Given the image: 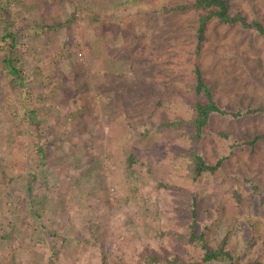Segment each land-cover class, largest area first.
Wrapping results in <instances>:
<instances>
[{
    "label": "rangeland",
    "instance_id": "rangeland-1",
    "mask_svg": "<svg viewBox=\"0 0 264 264\" xmlns=\"http://www.w3.org/2000/svg\"><path fill=\"white\" fill-rule=\"evenodd\" d=\"M230 1L233 3L231 10L240 9L249 18L261 14L260 19H264V0ZM252 1H255L256 13L250 8ZM192 2L193 0H124L121 4L119 0H0V35L4 26L17 32L23 43L22 54L21 48L18 49L21 58H35L40 52L36 64L44 79L31 95L30 106L40 108L33 115L34 126H28L27 129L26 124H22L18 127L21 132L15 135V143L9 148V167L14 172L25 173V168L38 159L37 150L32 144L47 137L59 139L53 142V156H70L69 160H50L47 163L53 167L54 176L63 179V183L59 184L61 192L46 187L39 178L41 174L34 181L32 195L50 198L40 218L47 222L48 227L42 230L32 223L34 218L27 215L28 211L22 210L20 206L18 211L9 209L11 205L5 206L8 175L2 171L1 224H14L17 235L12 241H3L0 237V264L12 260L11 253L16 242L23 245L18 251L22 253L23 259L30 242L38 240L41 243L43 239L48 245L47 253L56 252L53 264H84L87 261L82 254L85 248L79 249L69 240L63 241L61 236L68 239L72 237L68 232L62 233L63 235L60 233L68 225V221L77 219V212L84 213L90 208L99 210V223L102 222L106 227L100 240L104 243L103 246L98 243L94 245L104 250L107 264H181L183 260L200 258L199 249L179 236L189 232L191 199L185 189L191 188L192 183L184 176L185 168L182 166L168 174L162 169V163L165 162L162 157L167 155L171 147L168 143H172L174 147L186 145L188 137L183 134L191 127L183 124L178 128L159 129V124L168 119L192 117L193 102L197 99L205 100L192 87L195 83L196 66L205 67L204 79H209L214 97L227 109L264 105V37L257 35L252 47L248 49L243 45L245 41L239 44L235 29L227 31L226 28L215 25L217 20L211 19L206 22L208 24L204 38L198 44L197 29L203 11L186 8L166 12L165 9L175 4L187 5ZM91 4L99 6L95 10L86 11V6ZM110 4L112 9L108 8ZM42 20L61 23L58 34L54 31L50 38L52 41L55 38L60 39L59 42L69 43V56L64 55L66 51L61 47L54 48L53 45L54 52H43L44 48L47 50L44 41L36 39L31 42L34 35L42 34L40 28L35 27ZM87 30L88 33H94L93 47L89 46ZM8 48L0 38V60L6 55ZM123 57L125 62L122 63ZM79 66L86 74L89 88L83 89L78 95H72L75 83L81 80L78 78L75 81L72 70L79 69ZM23 73H27L26 70ZM31 79H28L29 86L32 85ZM0 90L4 98L3 103H0L1 111L3 106H11L14 95L9 93L5 79L0 80ZM49 90L53 95H57L59 91L61 99L53 104L46 100L38 105L35 94ZM14 102L16 113L21 114V108L27 105V100ZM14 114L12 108L10 115ZM252 114L236 118L213 115L197 143L210 162H215L224 155L228 156L221 169L214 174L220 184L240 183L244 186L239 174H246L250 170L253 172V179L261 186L264 185V139L258 141L253 153L244 144L231 146L235 143L231 139L235 137L237 142L241 139L244 141L242 129L246 130V136H251L254 132L264 133V111ZM83 126L92 128L93 134L83 135L79 130ZM142 126L149 128V131L139 137L135 132ZM221 129L232 132L229 140L225 141L217 135V131ZM129 130H132V134L127 133ZM85 141L89 151L86 155L83 153L85 150L81 151ZM126 149L132 150L137 160L149 158L153 171L163 175L164 181L173 187H157L154 178L147 177V181L133 193V199L125 205L126 209L137 212V215L130 222L121 216L123 229L117 234L112 218L116 215V210L113 209L118 204L112 184L116 175L124 184L122 165L126 160ZM76 160L83 164L77 170L72 167ZM94 160L97 162L96 168L90 163ZM96 169L98 174L105 172V176L98 179L101 180L98 185ZM141 170L145 172V166ZM75 178L78 179L75 181ZM211 180L210 176L204 174L195 183L199 196V222L195 225L196 230H200L204 219H212V227L205 230L208 243L215 244L223 232L232 227L229 246L252 250L259 244L256 241L258 235H264V202L260 201L262 196L260 195L258 207L253 211L248 206L235 208L232 199L225 196L215 213L212 198L215 190L211 189ZM73 187L78 188V197L72 196ZM106 197L113 205L109 209L105 205ZM31 199L25 197L26 207L29 209L36 204ZM56 209L65 215V218L60 219L64 224L51 229L59 219L52 217L49 212ZM34 210L40 211V208ZM24 213L27 216L24 223H21L18 218ZM55 230L57 237H51ZM248 239H254L249 246L246 242ZM262 240L264 242L263 238ZM79 243L84 244L83 240ZM40 245L42 244H35L33 248ZM262 254L264 257V251ZM151 256L169 258L173 263L149 262L148 258ZM245 261L242 259V263ZM93 264H101L100 259H96Z\"/></svg>",
    "mask_w": 264,
    "mask_h": 264
},
{
    "label": "trees",
    "instance_id": "trees-1",
    "mask_svg": "<svg viewBox=\"0 0 264 264\" xmlns=\"http://www.w3.org/2000/svg\"><path fill=\"white\" fill-rule=\"evenodd\" d=\"M121 1L124 0H119ZM255 1L250 2V8L253 10L254 13L257 12V8L254 5ZM122 4V3H121ZM232 2L230 0H193L192 3L186 4H175L169 6L166 9V12H174L176 10H185L186 8H195L200 9L203 11V16L201 17V23L197 29V37H198V44L203 40L204 33L206 30V26L208 23L207 21L213 19V21L217 20L215 25L219 27H224L227 31H232V29L236 30V38L239 40V44L244 43L248 49H250L255 41L257 35H261L264 37V19H260L262 17L261 14L259 16H252L248 17L245 13H243L240 9L231 10ZM99 5L94 6L88 5L86 6V11H90L91 9L95 10ZM108 6V8H113ZM107 8V7H106ZM115 8V7H114ZM119 8V7H118ZM155 9V8H154ZM60 22H47L46 20H42L40 25H35V27L40 28L42 34H36L31 38V42L35 41L36 39L42 40L47 44L46 48L43 49V52H54L52 49L53 45L54 48H62L63 51H66V54L69 56V50L67 46L69 43L59 42L60 39L50 38L54 35V31L58 34L60 31ZM3 29V28H2ZM89 46L93 47V40H94V33L86 32ZM0 38L3 40L5 45H7L8 51L3 59L0 60V80L5 79L8 84L9 93L13 96L14 99L12 101L11 106L8 105L7 107L3 106L0 111V180L2 178V171H4L7 177V194L5 197V206L11 205L9 209L13 211H18V207L20 206L22 210H25L28 214L31 215L34 220L32 223H35L37 229H44L47 228V222L41 221L42 214L44 213L45 205L48 204L50 201L48 197L43 196H33L34 190V181L37 179V176L40 174L42 175L40 180L46 187L54 188L57 192H61L59 187L60 183H63V179L54 176L53 167L48 166L50 160L52 161H59L63 159L69 160V155L65 158L61 156H53L52 155V148L53 142L58 141L59 139H55L53 137H47L44 139H40L34 142L32 145L36 148L38 153V159H35L32 164H29L25 168V173H21V171H12L10 169V154L9 148L15 143V135L21 130L18 127L22 124H26V128L29 129L28 126H34L33 115L37 113V110L40 108L31 107V95H33V90L38 87L41 83H43L44 79L41 76V70L39 66H37L36 62L38 61L39 54H36L35 58L32 56H28L26 59L21 58V55L18 54L19 47L21 48L22 54V45L23 43L20 42L18 38L17 32L8 30L7 27L4 26L3 33L0 35ZM98 38V37H97ZM64 38H62L63 40ZM78 43V42H77ZM234 43V42H232ZM237 43V42H236ZM13 54V55H12ZM53 54V53H52ZM17 55V56H16ZM125 57L122 58V63ZM23 60V62H21ZM125 62V61H124ZM215 62V60H214ZM18 63H20L18 65ZM212 67V64L210 65ZM205 67H195V83L193 89L197 95L200 97L203 96L205 100L197 99L192 104V109L194 114L192 117L184 119L174 118L168 119L166 121L160 122V128L166 127H173L178 128L183 124H188L191 128L187 130L183 135L188 137V143L184 146L175 145L172 146V143H168L170 145V149L167 151V155L163 156L162 169L164 173H169V171H175L176 168H180L181 166L185 168L184 176L186 179L192 183L191 188H186L185 191L190 194V218H189V232L187 235L180 234V237H183L187 240V242L191 243L195 246V248L199 249L201 252L200 258L198 260H187L181 261V264H200L201 262H207L209 264H264V257L262 256V252L264 248V235L259 234L257 240L259 242L252 250H248L247 248L243 247L241 249L231 248L229 246V239L232 227H228L224 232L220 240L218 239L215 244L208 243L205 239V230L210 229L212 227V219H204L201 223L200 230H196L195 225L199 222L198 214H197V207H198V191L196 189L195 183L200 180V178L206 174L212 178L211 180V189L215 190L212 198L215 203L216 212L219 210L221 206V202H223L225 196H229L233 201V206L237 209H241L243 206H248L251 211H253L256 207H258V199H260V195L262 196L260 201L264 202V185L261 186L256 179H253V172L248 170L246 174H239V179L243 183L244 186L240 185V183H223L220 184L218 178H215V173L218 169H221V166L224 160H227V155H224L218 158L215 162H210L207 160L204 152L201 148L198 147V141L203 136L205 128L208 126L211 118L215 114H220L227 117H240L244 114H252V113H262L264 111V105H260L258 107H251L245 106L244 109L237 108L236 110L227 109L225 106L219 104L216 98L213 95L212 86L209 79L205 80L203 76V72ZM26 70L27 73H23ZM74 73L75 81L81 79L79 82L75 83V88L72 91V95H78L82 92L83 89L89 88V83L86 80V74L83 72L81 66L79 69L72 70ZM32 78V85L29 86L28 79ZM79 78V79H78ZM61 93L57 95H53L49 91L45 92H38L35 94L36 99L38 100L37 104L40 105L42 102L48 100L51 104L56 103L61 98ZM27 100V105L21 108V114L16 113V104L15 100ZM4 98L1 95L0 90V103H3ZM4 105V104H1ZM15 111L13 116L10 115V111ZM254 115V114H252ZM95 127V126H94ZM97 128V127H95ZM83 132V135L89 136L92 133V128H80ZM242 134L244 141L241 139L240 142H237V137L233 140L235 143L231 146H239L244 144L247 146L249 152L253 153L254 149H256V144L261 139H264V133L262 132H254L251 136H246V130L242 129ZM149 131V128L145 126L137 128V135L139 137L144 136ZM127 133L132 134V130H129ZM37 134V132H36ZM82 134V133H80ZM93 134V133H92ZM217 135L226 140H229L232 136V132L229 130L221 129L217 131ZM36 145V146H35ZM75 146V145H74ZM59 148L61 144L59 143ZM85 150V151H83ZM126 160L124 161L123 166V182H120V179L116 175L113 180V189L115 194V199L117 200V204L115 205L113 210H116V215L113 216V227L117 234L121 233V229H123V222L121 220V216L124 218L125 221L130 222L133 220L134 215H137L135 211H129L126 209V203L133 199V193L140 188V186L147 181V177L151 176L154 178L157 187H173L172 184L167 183L163 179V175H159L156 173V170L153 171V167L149 162V158L147 159H140L137 160L130 149H126L127 151ZM81 151L83 153L88 154V146L86 141L83 142ZM233 151H231L232 153ZM64 152H62L63 154ZM53 156V157H52ZM78 156V155H77ZM81 157V155H80ZM179 158V159H178ZM92 165L97 167V162L90 161ZM43 165H45L43 167ZM83 164L80 160H76L73 162L72 167L76 170L79 169ZM142 166H145L146 171L143 172ZM45 171V172H44ZM97 182L96 184L100 183L98 180L105 176V172H100L98 174L97 169L95 171ZM149 174V175H146ZM77 176V175H76ZM78 178H75V181ZM88 180V177L86 178ZM85 180V181H86ZM102 184V183H101ZM238 185V186H237ZM104 189L105 185H102ZM244 187V188H242ZM9 188V189H8ZM100 191V186H99ZM65 192H67L65 190ZM63 194V193H62ZM72 196L78 197V188H74L71 192ZM212 195V192H211ZM257 198H254V197ZM25 197H31V201L35 202L36 204L31 207V209L26 207ZM61 197V196H60ZM60 200V198H58ZM106 203L108 205V209L113 207L110 204L108 197L105 198ZM254 200L255 203L253 202ZM7 204V205H6ZM4 206V208H6ZM34 208H40V211H35ZM119 208V212L117 210ZM223 208V207H222ZM221 208V210H222ZM34 210V211H32ZM121 210V211H120ZM98 209L90 208L87 212L81 213L77 212L76 218L71 221H68V225L65 226L63 231L60 233L68 232L72 238L68 239L67 237H62L63 241L69 240L72 242L74 246L81 248H85L82 252L86 257L87 261H82L84 264H93L96 259H100L101 264H107L104 257V250H101L100 247H96L94 244L98 243L101 246L102 241V233L104 232L105 225L101 222L99 223L98 219H101L100 214L98 213ZM138 211V210H136ZM35 213V214H33ZM135 213V214H134ZM49 214L52 217H57L59 220L51 226V229L57 225L64 224L62 223V218H65V215L61 213L58 209L51 210ZM25 213L20 214L18 220L21 223H24L25 218L27 216ZM103 221V218H102ZM2 220L0 219V237L3 241H12L13 237L17 235L16 226L11 223L8 225L1 224ZM66 223V222H65ZM26 224V223H25ZM252 227V225H251ZM56 230L51 234V237H57ZM59 234V233H58ZM67 234V233H66ZM66 234L64 236H66ZM33 237V234H30ZM50 237V236H49ZM42 239V237H39ZM252 238V237H251ZM80 240H83V243H79ZM254 239H248V246ZM35 244H42L37 248H33ZM104 244V243H103ZM22 244L20 242H16L15 247L12 251V260L6 264H53V257L56 256V252H52L51 254L47 253V242L45 239L42 240L40 243L38 240H34V242H30L28 252L25 254L24 258H21V254L19 249L22 248ZM247 246V247H248ZM102 251V252H100ZM252 254V255H251ZM100 255V256H98ZM242 259L246 261L242 263ZM149 262H163V263H173L172 259L164 258L161 259L159 257L151 256L148 258ZM175 261V260H174ZM124 263V262H123ZM122 263V264H123ZM126 264V262H125Z\"/></svg>",
    "mask_w": 264,
    "mask_h": 264
}]
</instances>
